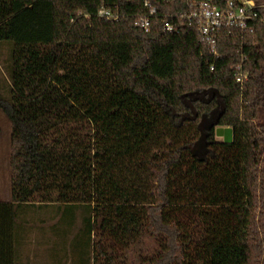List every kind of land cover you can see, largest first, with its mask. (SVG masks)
Returning a JSON list of instances; mask_svg holds the SVG:
<instances>
[{"label": "trees", "instance_id": "16d2710c", "mask_svg": "<svg viewBox=\"0 0 264 264\" xmlns=\"http://www.w3.org/2000/svg\"><path fill=\"white\" fill-rule=\"evenodd\" d=\"M149 1L144 32L142 0H0V264H23L25 236L48 230L58 264H264V0L252 33L220 32L217 56L187 26L160 30L198 0ZM103 4L122 17L99 18Z\"/></svg>", "mask_w": 264, "mask_h": 264}, {"label": "built area", "instance_id": "2783aa9c", "mask_svg": "<svg viewBox=\"0 0 264 264\" xmlns=\"http://www.w3.org/2000/svg\"><path fill=\"white\" fill-rule=\"evenodd\" d=\"M133 0H127L130 2ZM256 4L252 0H198L187 4L185 12L172 18H160V30L163 34H179L183 26L192 29L197 35L198 44L208 47L212 55L217 56V40L224 29L238 30L249 34L253 32V21L256 17ZM122 13L116 6L99 8L97 16L106 21H118ZM159 15L149 0H142V10L135 19V26L149 32L154 20ZM249 73L242 65L234 68L233 77L236 83L243 85Z\"/></svg>", "mask_w": 264, "mask_h": 264}, {"label": "rangeland", "instance_id": "374dc122", "mask_svg": "<svg viewBox=\"0 0 264 264\" xmlns=\"http://www.w3.org/2000/svg\"><path fill=\"white\" fill-rule=\"evenodd\" d=\"M8 79L5 76L3 64L0 61V200L6 201L10 198L9 189V150H10V123L3 112L6 106L5 99H7ZM214 115L205 118L207 126L211 124ZM217 140L221 138L217 137ZM205 150H198V156L204 155ZM150 245V242L145 239L143 246H135L134 251L127 254V258L131 261H136L139 252Z\"/></svg>", "mask_w": 264, "mask_h": 264}, {"label": "crops", "instance_id": "0c3cea01", "mask_svg": "<svg viewBox=\"0 0 264 264\" xmlns=\"http://www.w3.org/2000/svg\"><path fill=\"white\" fill-rule=\"evenodd\" d=\"M7 201V200H6ZM51 232L42 231L40 232V240H35L37 238L36 232L28 234L25 236L27 242L23 244V249L21 255V262L23 264H58L57 259L48 258L47 250L49 244L47 238L50 237ZM28 239H30L28 241Z\"/></svg>", "mask_w": 264, "mask_h": 264}, {"label": "water", "instance_id": "95a60500", "mask_svg": "<svg viewBox=\"0 0 264 264\" xmlns=\"http://www.w3.org/2000/svg\"><path fill=\"white\" fill-rule=\"evenodd\" d=\"M201 125H202V123H201ZM216 135L218 137L219 136L222 137L224 142H229L231 139V130L218 128V129H216Z\"/></svg>", "mask_w": 264, "mask_h": 264}]
</instances>
